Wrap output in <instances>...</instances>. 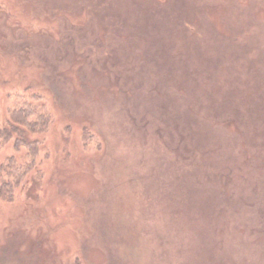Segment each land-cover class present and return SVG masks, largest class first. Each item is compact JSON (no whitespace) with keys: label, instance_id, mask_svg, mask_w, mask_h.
<instances>
[{"label":"rangeland","instance_id":"374dc122","mask_svg":"<svg viewBox=\"0 0 264 264\" xmlns=\"http://www.w3.org/2000/svg\"><path fill=\"white\" fill-rule=\"evenodd\" d=\"M0 264H264V0H0Z\"/></svg>","mask_w":264,"mask_h":264},{"label":"trees","instance_id":"16d2710c","mask_svg":"<svg viewBox=\"0 0 264 264\" xmlns=\"http://www.w3.org/2000/svg\"><path fill=\"white\" fill-rule=\"evenodd\" d=\"M33 112V113H32ZM34 114V109L31 107L26 106L25 108H21L18 110V113H16L14 116L20 119L21 121H24L31 129H34L39 132H44L49 127L50 119L44 115L39 116L37 119L30 121V115ZM34 150L38 148V144H34Z\"/></svg>","mask_w":264,"mask_h":264}]
</instances>
